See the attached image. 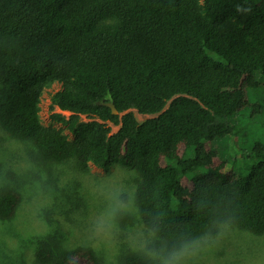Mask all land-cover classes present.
Masks as SVG:
<instances>
[{
    "label": "trees",
    "instance_id": "obj_1",
    "mask_svg": "<svg viewBox=\"0 0 264 264\" xmlns=\"http://www.w3.org/2000/svg\"><path fill=\"white\" fill-rule=\"evenodd\" d=\"M261 84L264 0H0V127L44 161L137 172L138 213L170 243L228 223L264 235L263 149L226 172L235 161L217 163L212 145L237 133L245 91L260 98L251 115L264 111ZM54 85L50 120L63 129L40 116ZM19 204L1 192L0 220ZM35 260L104 264L91 248L50 244ZM123 264L144 262L131 253Z\"/></svg>",
    "mask_w": 264,
    "mask_h": 264
},
{
    "label": "rangeland",
    "instance_id": "obj_2",
    "mask_svg": "<svg viewBox=\"0 0 264 264\" xmlns=\"http://www.w3.org/2000/svg\"><path fill=\"white\" fill-rule=\"evenodd\" d=\"M59 89L54 85L45 93L40 116L45 126L63 129L51 123L49 112L48 95ZM257 90L264 92V85ZM251 91H245L244 106L234 115L237 133L212 144L217 163L235 161L227 164L226 172L254 166L257 153L264 151V111L251 115L260 101ZM152 117L137 114L140 122ZM138 180L137 172L120 167L105 173L91 166L89 173H82L74 160L44 161L30 143L13 139L0 127V194L14 190L20 195L13 218L0 220V264H37L35 254L45 244L56 251L91 248L104 264H123L134 253L132 243L152 233L135 205ZM113 197L124 205L115 220L107 213ZM223 228H230L231 233L200 264H264V235L255 236L230 223Z\"/></svg>",
    "mask_w": 264,
    "mask_h": 264
},
{
    "label": "clouds",
    "instance_id": "obj_3",
    "mask_svg": "<svg viewBox=\"0 0 264 264\" xmlns=\"http://www.w3.org/2000/svg\"><path fill=\"white\" fill-rule=\"evenodd\" d=\"M123 211L124 205L118 199L109 200L107 213L113 220ZM230 233V228H223L215 236L205 235L198 240L177 237L170 243L158 232H152L148 239H136L132 251L144 264H200L202 258Z\"/></svg>",
    "mask_w": 264,
    "mask_h": 264
},
{
    "label": "water",
    "instance_id": "obj_4",
    "mask_svg": "<svg viewBox=\"0 0 264 264\" xmlns=\"http://www.w3.org/2000/svg\"><path fill=\"white\" fill-rule=\"evenodd\" d=\"M104 105L107 106V107H109V108H111L113 114H115V115L118 114V111H117V109L115 108L114 104H112V103H104Z\"/></svg>",
    "mask_w": 264,
    "mask_h": 264
}]
</instances>
